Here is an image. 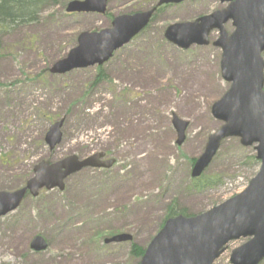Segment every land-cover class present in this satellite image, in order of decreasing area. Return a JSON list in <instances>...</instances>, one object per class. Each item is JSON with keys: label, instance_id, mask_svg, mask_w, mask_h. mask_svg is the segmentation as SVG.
Instances as JSON below:
<instances>
[{"label": "rangeland", "instance_id": "374dc122", "mask_svg": "<svg viewBox=\"0 0 264 264\" xmlns=\"http://www.w3.org/2000/svg\"><path fill=\"white\" fill-rule=\"evenodd\" d=\"M46 7L40 20L10 28L0 46V190H17L40 160L106 152L108 169L70 176L64 190L29 194L0 218V264H139L135 243L146 248L175 204L200 213L242 191L260 168L254 145L227 138L205 174L218 180L191 188V171L209 135L221 122L211 107L230 83L221 74L222 49L213 42L181 48L165 32L226 3L188 0L160 7L152 21L102 65L53 73L84 31L111 27L122 14L146 11L158 0H109L105 14L69 13L71 0ZM233 31L231 23L225 24ZM264 56V52H263ZM174 114L189 121L184 144L176 143ZM64 118L62 142L50 150L45 134ZM132 242L106 243L121 234ZM49 246L31 248L35 235ZM239 239L215 264H231ZM264 264V260L260 263Z\"/></svg>", "mask_w": 264, "mask_h": 264}, {"label": "water", "instance_id": "95a60500", "mask_svg": "<svg viewBox=\"0 0 264 264\" xmlns=\"http://www.w3.org/2000/svg\"><path fill=\"white\" fill-rule=\"evenodd\" d=\"M186 0H159L149 10L122 14L113 19L112 25L99 31H84L66 57L51 68L53 73H66L75 68L103 64L113 53L144 29L156 9L164 4ZM229 4L194 21L170 25L166 38L181 48L193 44H209V35L218 29L220 36L215 44L222 48L221 70L231 82L230 89L213 104V115L223 122L212 133L204 152L196 159L192 176L199 177L210 165L222 140L240 137L245 146L257 144L259 172L240 193L196 214H178L166 220L153 237L139 264H214L233 240L246 238L231 254L232 264H260L264 260V0H220ZM108 0H71L69 12H99L107 10ZM232 22L229 33L225 24ZM64 118L51 124L45 140L50 149L63 137ZM173 125L177 130V144L186 139L189 121L174 114ZM105 152H96L86 158L72 154L57 161L42 160L34 167V175L26 185L14 191L0 190V217L16 209L29 190L38 195L46 187L64 189L65 179L87 167L109 168L115 158L103 159ZM129 233L115 235L106 241L132 240ZM46 239L36 235L31 243L35 250L47 247Z\"/></svg>", "mask_w": 264, "mask_h": 264}, {"label": "trees", "instance_id": "16d2710c", "mask_svg": "<svg viewBox=\"0 0 264 264\" xmlns=\"http://www.w3.org/2000/svg\"><path fill=\"white\" fill-rule=\"evenodd\" d=\"M59 0H0V46L2 36L10 29L15 28L16 25L30 24L40 20L41 14L46 7H50L54 4H58ZM253 161H256L255 156H252ZM217 178L203 174L199 178H191V188L194 191H203L206 188H210L216 185ZM184 213L190 214L186 209L179 208L175 204L168 208L167 214L162 223L167 218ZM133 251L138 257H141L144 253V249L141 246L133 243Z\"/></svg>", "mask_w": 264, "mask_h": 264}, {"label": "flooded vegetation", "instance_id": "af4514ba", "mask_svg": "<svg viewBox=\"0 0 264 264\" xmlns=\"http://www.w3.org/2000/svg\"><path fill=\"white\" fill-rule=\"evenodd\" d=\"M224 93H225V92H224ZM224 93H223V94H224Z\"/></svg>", "mask_w": 264, "mask_h": 264}]
</instances>
